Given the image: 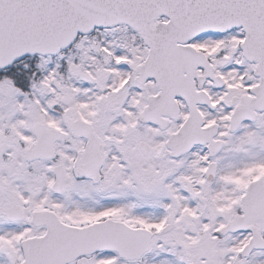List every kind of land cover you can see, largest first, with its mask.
<instances>
[{
	"label": "snow or ice",
	"instance_id": "6c2138e0",
	"mask_svg": "<svg viewBox=\"0 0 264 264\" xmlns=\"http://www.w3.org/2000/svg\"><path fill=\"white\" fill-rule=\"evenodd\" d=\"M0 264H264V0H0Z\"/></svg>",
	"mask_w": 264,
	"mask_h": 264
}]
</instances>
